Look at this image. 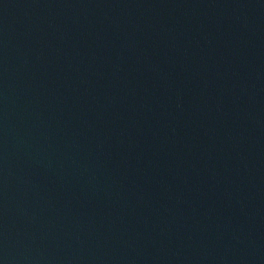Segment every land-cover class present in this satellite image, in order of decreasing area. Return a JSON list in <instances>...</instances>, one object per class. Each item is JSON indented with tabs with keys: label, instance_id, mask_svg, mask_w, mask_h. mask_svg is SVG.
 I'll list each match as a JSON object with an SVG mask.
<instances>
[{
	"label": "water",
	"instance_id": "water-1",
	"mask_svg": "<svg viewBox=\"0 0 264 264\" xmlns=\"http://www.w3.org/2000/svg\"><path fill=\"white\" fill-rule=\"evenodd\" d=\"M0 264H264V0H0Z\"/></svg>",
	"mask_w": 264,
	"mask_h": 264
}]
</instances>
